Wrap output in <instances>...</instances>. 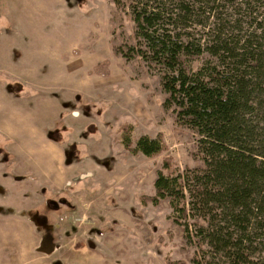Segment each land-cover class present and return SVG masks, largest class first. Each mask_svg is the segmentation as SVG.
Masks as SVG:
<instances>
[{
	"label": "rangeland",
	"instance_id": "1",
	"mask_svg": "<svg viewBox=\"0 0 264 264\" xmlns=\"http://www.w3.org/2000/svg\"><path fill=\"white\" fill-rule=\"evenodd\" d=\"M246 1L217 10L220 28L236 19L247 28L250 18L239 14ZM113 2L0 0V264L213 262L207 246L194 247L197 222L186 247L166 236L167 201L141 206L164 161L200 171L201 156L192 131L163 111L159 74L114 55L113 34L132 27L123 8L111 19ZM202 21H192L196 38ZM206 59L194 58L191 68ZM125 125L135 140L161 135L166 150L155 158L128 154L120 145Z\"/></svg>",
	"mask_w": 264,
	"mask_h": 264
},
{
	"label": "trees",
	"instance_id": "2",
	"mask_svg": "<svg viewBox=\"0 0 264 264\" xmlns=\"http://www.w3.org/2000/svg\"><path fill=\"white\" fill-rule=\"evenodd\" d=\"M113 4L111 19L117 20V10L123 8L132 27L127 35L113 34L114 55L125 61L135 58L159 74L163 111L174 116L176 126L192 131L201 156L200 171L172 170L164 161L154 195L141 196V206L167 201L171 215L166 236L169 241L180 236L186 247L194 245L190 223L197 222L194 247L200 251L207 246L213 262L190 264H264V255H256L264 245V0L244 2L239 14L250 18L246 29L240 19L220 28L223 19L217 10L227 5L238 9L235 0ZM194 18H203L199 38L190 32ZM202 55L207 59L194 71L191 63ZM133 74L142 80L139 71ZM120 133V145L130 155L155 158L166 150L161 135L135 140L130 125ZM139 232L150 245L148 228L139 227Z\"/></svg>",
	"mask_w": 264,
	"mask_h": 264
},
{
	"label": "crops",
	"instance_id": "3",
	"mask_svg": "<svg viewBox=\"0 0 264 264\" xmlns=\"http://www.w3.org/2000/svg\"><path fill=\"white\" fill-rule=\"evenodd\" d=\"M57 163L59 164V160L57 159Z\"/></svg>",
	"mask_w": 264,
	"mask_h": 264
},
{
	"label": "flooded vegetation",
	"instance_id": "4",
	"mask_svg": "<svg viewBox=\"0 0 264 264\" xmlns=\"http://www.w3.org/2000/svg\"><path fill=\"white\" fill-rule=\"evenodd\" d=\"M50 227V226H49Z\"/></svg>",
	"mask_w": 264,
	"mask_h": 264
}]
</instances>
